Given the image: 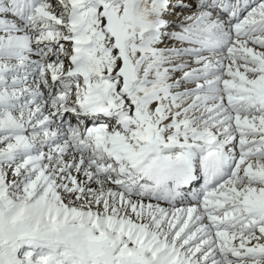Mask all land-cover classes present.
I'll list each match as a JSON object with an SVG mask.
<instances>
[{"label": "snow or ice", "instance_id": "6c2138e0", "mask_svg": "<svg viewBox=\"0 0 264 264\" xmlns=\"http://www.w3.org/2000/svg\"><path fill=\"white\" fill-rule=\"evenodd\" d=\"M0 264H264V0H0Z\"/></svg>", "mask_w": 264, "mask_h": 264}]
</instances>
